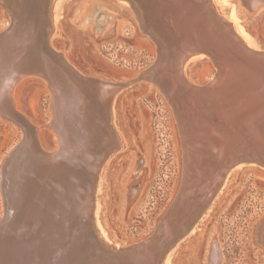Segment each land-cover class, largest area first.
Masks as SVG:
<instances>
[{
	"label": "bare ground",
	"instance_id": "bare-ground-1",
	"mask_svg": "<svg viewBox=\"0 0 264 264\" xmlns=\"http://www.w3.org/2000/svg\"><path fill=\"white\" fill-rule=\"evenodd\" d=\"M2 1L14 12L15 30L8 37V50L4 52L0 47V117L18 126L22 138L0 165V193H6L2 200L11 208L10 191H16L19 186V198H25L26 202L14 209L7 229L0 231V264H156V260L161 264L163 256L157 259L156 255L163 248L158 244L169 235L173 247L193 228L211 198L226 183L231 168L246 161L264 165V56L258 57L260 52L264 54V46L243 26L235 21L234 26L226 22L210 0H134L138 18L152 32L159 50L157 64L145 78L152 75L160 79L178 115L183 145L179 182L153 236L117 248L100 240L93 218L97 220L101 211L100 191L105 177L97 173L102 160L121 145L111 121H115L119 112L116 92L122 86L119 82L87 79L93 78L89 76L78 79L81 74L49 45V61L44 62L49 75L39 72V67L25 69L15 65L21 58L17 55L20 49L34 38V28H44L50 39L52 19L49 5L44 4L46 0ZM241 1L249 13L264 4V0ZM27 13L29 18L21 23L19 20ZM229 15L233 19V9ZM56 21L53 20L55 24ZM235 40L242 49L239 45L235 47ZM209 50L215 59L228 62L226 75L223 65L219 81L187 80L186 62L199 54L208 55ZM53 69L57 71L52 72ZM59 73L68 76L79 91L71 86L61 91ZM243 74H246L244 79ZM27 76L41 77L52 92L48 127L58 137L60 147L56 153L55 149L46 152L37 146L36 128L15 111L13 88ZM214 85L218 87L212 89ZM222 97L228 98L227 101L219 102ZM108 98L111 101L106 112L110 125L95 131L97 118H84L87 104L84 108L83 99L91 101L92 107L88 104V109L100 115L103 109L99 105L96 108L92 100ZM244 125L246 129L241 131ZM89 131L97 132L96 142L95 137L87 143ZM42 152L55 164L62 159L80 164V169L69 171L59 166L40 171L38 161L45 160ZM29 174L37 175L34 183ZM72 177L78 184L69 182ZM19 178H24L22 185ZM139 181L140 178L129 186L134 183L130 198L136 194ZM26 195L31 197L29 201ZM61 204H67V208H61ZM21 226V233L15 234ZM256 227H260V241L264 244V217L256 223L254 233ZM108 232L115 238L112 230ZM100 235L108 240L104 232ZM216 246V243L212 246L211 264H219L221 253ZM169 258L168 254L164 264H170Z\"/></svg>",
	"mask_w": 264,
	"mask_h": 264
},
{
	"label": "rangeland",
	"instance_id": "rangeland-1",
	"mask_svg": "<svg viewBox=\"0 0 264 264\" xmlns=\"http://www.w3.org/2000/svg\"><path fill=\"white\" fill-rule=\"evenodd\" d=\"M210 1L226 22L243 26L264 46V4L249 13L241 0ZM49 12L53 30L48 45L83 76L127 81L154 61L155 44L139 29L125 0H50ZM8 25L0 6V31ZM192 59L185 64L187 80H209L213 76L209 58L197 55ZM12 94L15 111L36 128L37 146L53 151L57 139L48 127L51 95L46 82L39 76H27L15 84ZM116 101L119 112L111 125L121 145L98 170L105 182L100 191L101 211L97 220L93 218L98 238L115 248L153 234L174 197L180 173L179 141L164 96L150 82L139 80L117 90ZM21 138L22 130L0 117V165ZM136 167L139 169L133 175ZM138 178L139 188L129 201L127 190ZM2 209L0 193V216ZM262 217L264 168L238 164L229 170L226 183L193 228L164 253L161 264L168 254L170 264H211L214 243L221 253L219 264H264V245L254 239L255 225ZM111 230L115 238L110 237Z\"/></svg>",
	"mask_w": 264,
	"mask_h": 264
},
{
	"label": "water",
	"instance_id": "water-1",
	"mask_svg": "<svg viewBox=\"0 0 264 264\" xmlns=\"http://www.w3.org/2000/svg\"><path fill=\"white\" fill-rule=\"evenodd\" d=\"M125 1H127L130 4V8H131V10L134 13V15H133L134 17L133 18L136 19V21L138 23V26H139V29L142 31V33L146 34L147 36H149L153 40V42L155 44V53H154V61L148 67H146V68L138 71L137 73H135L134 75H132L127 81H119V85L120 86H126V85L132 84L134 82H137L139 80H144V81L150 82L164 96L165 101L168 103L169 107L171 108V112H172L173 119H174V122H175L176 133H177V137H178V141H179V148H180V152L182 153V151H183V145H182V139H181V134H180L181 133V128H180L179 123H178V115H177V113L175 111L174 105L171 103V100L169 99V98H171V96L169 94H167L166 91L164 90V88H163V86H162V84L160 82V79H158V78H156V77H154L152 75H150L149 77L145 78V76L148 73L151 72L152 68H155V66L157 64V61H158V53H159V50H158V47H156V43L154 41V36L152 35V32H150V29H148V28L145 27V24L143 23V21H141L138 18L137 13H136V11L134 9V0H125ZM44 4H45V6H46V4L49 5L50 4V0H46V2ZM0 6H1V8L4 9V11L6 13V16H7V19H8V22H9V25L7 27H5V29H3L2 31H0V47H1L2 51L6 52L8 50L7 45L9 44V38L8 37H10V35L13 34V32L15 30V27H14V12H12L11 10H9L4 5V2L2 0H0ZM26 10H28V9H26ZM28 18H29V14L27 13V15L26 16H23L19 21L21 23H25ZM23 27L26 28V25L23 26ZM34 30H35V32L32 33L33 36H34V38L32 37L33 39L29 42V44H25V46L22 48L23 50L20 49V51H19V53L17 55H21V58L17 60V62L19 64H15V65H19L21 68H25V69H34L35 67H39V69H38L39 72L43 73L44 75H47V74L49 75V73H47L46 65H44V62H48L49 61V57H50V55L48 54L49 53V46H48L49 34L47 36L46 30L44 28H42V27H40L38 30H36V28H34ZM237 43H238V41L235 40V42H234L235 47H236V45L237 46L239 45V47H240V44L239 43L237 44ZM207 52H208V55L205 54V53L204 54H199V55H205V56H207L209 58V60H210V63H211L213 76L209 80H207L206 82H208V81L212 82L214 80H218L219 81V79H220L219 75L221 76V68L223 67V65H225V75H226V72H227L226 69L228 67V62L226 60H225V62H220L219 60L215 59L213 53L210 50L207 51ZM258 55H259L258 57H261V56L263 57L264 56V54L262 52H260ZM237 62L239 63V58L237 59ZM258 63H259V61H258ZM254 64H255V66H257V62H254ZM237 66H238V64H237ZM12 68H17V67L13 66ZM56 71L57 70L53 69L52 72H56ZM154 71H155V69H154ZM243 73H245V72L243 71ZM244 75H246V74H243V79L245 78ZM83 77L84 76L81 75V76L78 77V79H83ZM87 79L99 81V80L94 79V78H87ZM57 80L60 81V84L62 85L61 88H60L61 91H63L68 86L69 87L71 86V88H73V89H75L77 87L76 84L73 83L72 80L68 76L62 77V76H60V73H59V76L57 77ZM73 81H74V79H73ZM99 82H101V81H99ZM217 87L218 86L214 85L212 87V89H216ZM232 87L233 86H231V88ZM49 92H50V95H51L52 92L50 90H49ZM93 98H99V97L93 96ZM227 99L228 98H224V97L219 98V102L220 101H227ZM92 101L94 102L93 104L96 106V108L99 109V107H98V105H99L100 108L103 109V110H102V112H101L100 115L98 113L96 114V113L91 112V109H88V104H91V101H89L87 99H83L82 104H83V107L84 108L86 107V104H87V109L85 110L84 118L85 117L87 119H88V117L97 118L95 120L96 122H95V125H94V126H96L95 131L96 130H99V128H107L110 125V121L108 120L107 112L106 111H108L111 98H108L106 100L104 99V100H101V101H100V99H94ZM90 107H92V104L90 105ZM101 121H104V123L102 122L103 123L102 124ZM243 123L246 124V120ZM101 125H102V127H101ZM244 129H246V126L245 125L243 126V128H241V131L242 130L244 131ZM96 135H97V132L90 133V131H89L87 143H88V140L90 138H93V140H94L95 137H96ZM56 137H57V135H56ZM97 137L95 139V142L98 139ZM56 139H58V137ZM57 145H58V146H56L57 148L55 147V150H54L55 153H56V151L60 147L59 144H58V142H57ZM113 150H115V149L113 148ZM113 150H112V152H113ZM112 152H110V153H112ZM257 152H258V150H256L254 154H256ZM110 153H109V155H110ZM42 155H44L45 160L38 161L39 162L38 165L40 167V171H42V170H44L46 168L47 169H50V168L59 167V166H64L69 171H76V169H78L81 166L80 164H76V162L69 163L68 161H63L62 159H59V162L55 164V163H53V162H51V161L48 160V157H47V154L46 153L42 152ZM107 155H108V153H107ZM259 155H262V154H259ZM107 157H105L102 160V164H103V162H105V160L107 159ZM36 159H38V158H36ZM140 162H141V158L139 157L138 160H137V163L139 164ZM244 163H246V164L247 163L248 164L249 163H251V164H257L261 168H264V165L260 164L257 161H246ZM66 172L67 171L65 170L63 175H66L65 174ZM135 174H136V172H133V175H135ZM63 175H62V177H63ZM36 177H37V175H32V174L30 175V178L32 179V183H34L33 181H34V179H36ZM19 180L21 181L19 185H22V183L24 181V178H22V179L19 178ZM69 182L70 183H77L78 184V181L76 180L75 177H72V179H70ZM51 183L53 184V186L56 185L54 182H51ZM132 189H133V187L131 186L127 190V198H128L129 201L131 199L130 197H131V194H132L131 193ZM22 191H24L26 193V190H22ZM4 193L5 192L3 191V193L1 194V197L3 198V200H4V197H6L5 196L6 193L5 194ZM10 193H11V195L13 194V196L11 198V204L13 202L11 208H10V205L8 207H6V205H4V202L2 200L3 209H2V214L0 216V231H5V229H7L6 226H8L10 224V220H11L10 217L12 216V214L15 213L14 212V209L15 208H18V207H20V208L23 207L25 205V202H26L25 201L26 200L25 198L24 199L23 198H19V196H20L19 195V193H20L19 192V186L16 189V191H14V192L13 191H10ZM27 198H28L27 201H29L31 199L30 196H27ZM5 201H6V198H5ZM64 206L67 208V204H65V205L61 204L60 207L61 208H64ZM159 223H160V221H159ZM22 227L23 226H21L20 228H18L17 231L15 232V234L21 233ZM157 228H155L153 234L156 233ZM162 231L163 230L161 229L160 232H162ZM259 231H260V227H256L255 233H254L255 234L254 239H255V241L261 243V241H260L261 234H260ZM32 233H35V232H32ZM153 234L151 236H153ZM5 235H10V234L7 233ZM168 237H169V235L167 236V238L165 240L161 241L158 244V246H160L163 249L160 251V253L158 255H156L157 256V259L158 258H161L164 255V253L172 246V243L170 241L171 238H168ZM119 255H121V254H119ZM119 255L116 256V257H118V258L123 257V256H119ZM158 263H159V260H156V264H158ZM110 264H112V263L110 262Z\"/></svg>",
	"mask_w": 264,
	"mask_h": 264
}]
</instances>
